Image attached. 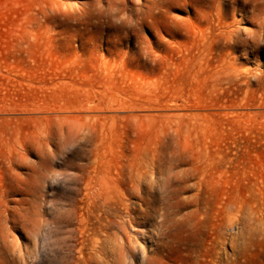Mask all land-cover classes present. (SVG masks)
Instances as JSON below:
<instances>
[{
    "label": "rangeland",
    "instance_id": "rangeland-1",
    "mask_svg": "<svg viewBox=\"0 0 264 264\" xmlns=\"http://www.w3.org/2000/svg\"><path fill=\"white\" fill-rule=\"evenodd\" d=\"M0 246L264 264V0H0Z\"/></svg>",
    "mask_w": 264,
    "mask_h": 264
},
{
    "label": "bare ground",
    "instance_id": "bare-ground-1",
    "mask_svg": "<svg viewBox=\"0 0 264 264\" xmlns=\"http://www.w3.org/2000/svg\"><path fill=\"white\" fill-rule=\"evenodd\" d=\"M2 244H3V243H2ZM2 244H1V245H2ZM0 247H1V246H0ZM3 248H5V246H4ZM3 248H2V250H3ZM79 248H80V247H79ZM6 249H7V248H5L4 250L6 251ZM0 251H1V250H0ZM0 254H1V253H0ZM2 256H3V255H2ZM68 256H70V255L68 254ZM68 256H66V257H68ZM78 256H79V255H78ZM0 257H1V255H0ZM64 257H65V256H64ZM71 257H72V256H71ZM2 259H3V258H2ZM66 259H67V258H66ZM72 259H74V258H72ZM74 260H75V259H74ZM78 260H79V259H78ZM78 260H77V261H78ZM62 261H63V260H62ZM77 261H75V262L73 261L74 264H79V263H77ZM2 262H3V261H2ZM63 262H64V261H63ZM63 262H62V264H70V262H68V259L66 260V262H64V263H63ZM84 263L87 264V261L84 260ZM2 264H4V263H2ZM8 264H9V263H8ZM59 264H60V263H59Z\"/></svg>",
    "mask_w": 264,
    "mask_h": 264
}]
</instances>
